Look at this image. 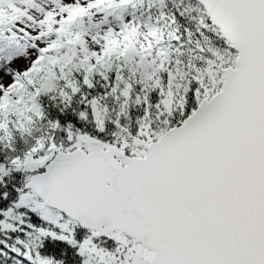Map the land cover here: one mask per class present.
<instances>
[{
  "label": "snow or ice",
  "instance_id": "1",
  "mask_svg": "<svg viewBox=\"0 0 264 264\" xmlns=\"http://www.w3.org/2000/svg\"><path fill=\"white\" fill-rule=\"evenodd\" d=\"M0 264H264V0H0Z\"/></svg>",
  "mask_w": 264,
  "mask_h": 264
}]
</instances>
